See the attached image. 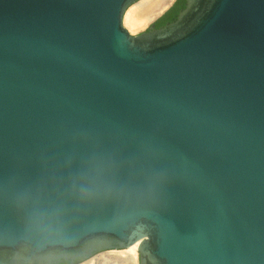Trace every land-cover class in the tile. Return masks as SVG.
Returning <instances> with one entry per match:
<instances>
[{
	"label": "water",
	"instance_id": "95a60500",
	"mask_svg": "<svg viewBox=\"0 0 264 264\" xmlns=\"http://www.w3.org/2000/svg\"><path fill=\"white\" fill-rule=\"evenodd\" d=\"M137 1L0 0V264H264V0Z\"/></svg>",
	"mask_w": 264,
	"mask_h": 264
},
{
	"label": "bare ground",
	"instance_id": "6f19581e",
	"mask_svg": "<svg viewBox=\"0 0 264 264\" xmlns=\"http://www.w3.org/2000/svg\"><path fill=\"white\" fill-rule=\"evenodd\" d=\"M174 0H143L129 7L123 17V24L130 33L143 29L151 20L159 16ZM138 244L134 243L121 250L101 252L80 264H138Z\"/></svg>",
	"mask_w": 264,
	"mask_h": 264
},
{
	"label": "trees",
	"instance_id": "16d2710c",
	"mask_svg": "<svg viewBox=\"0 0 264 264\" xmlns=\"http://www.w3.org/2000/svg\"><path fill=\"white\" fill-rule=\"evenodd\" d=\"M184 2L185 0H178L175 3V6L172 8V10L168 11L167 13L164 14L163 17H161L157 22H156V27H161L165 25L168 22L173 21L176 18L177 13L179 12L180 9L184 7Z\"/></svg>",
	"mask_w": 264,
	"mask_h": 264
},
{
	"label": "rangeland",
	"instance_id": "374dc122",
	"mask_svg": "<svg viewBox=\"0 0 264 264\" xmlns=\"http://www.w3.org/2000/svg\"><path fill=\"white\" fill-rule=\"evenodd\" d=\"M139 1L142 2L143 0H139ZM139 1L135 2V3L132 4V5H133V6H136L138 3H141V2H139ZM132 5H131V6H132ZM138 5H139V4H138ZM131 6H130V7H131ZM166 9H167V8H166ZM155 18H156V17H155ZM155 18H154V19H155ZM154 19H153V20H154ZM153 20H151V21H150V22H149V23H148L143 29H141V30H139V31H137V32H135V33H130V31H129L128 28L125 26V24H123V26L129 31L130 34H132V35H136V34H138V33H140V32L146 31V30L149 28V26L153 23Z\"/></svg>",
	"mask_w": 264,
	"mask_h": 264
},
{
	"label": "flooded vegetation",
	"instance_id": "af4514ba",
	"mask_svg": "<svg viewBox=\"0 0 264 264\" xmlns=\"http://www.w3.org/2000/svg\"><path fill=\"white\" fill-rule=\"evenodd\" d=\"M177 1H178V0H176L175 3H176ZM175 3L172 5V7H170V9H169L168 11L172 10V8L175 6ZM168 11H167V12H168ZM167 12H166V13H167ZM163 16H164V15H163ZM163 16H162V17H163ZM159 19H160V18H159ZM159 19H158V20H159ZM158 20H156L155 22L152 23V25H154V28H157V27H156V22H157ZM158 28H159V27H158Z\"/></svg>",
	"mask_w": 264,
	"mask_h": 264
}]
</instances>
